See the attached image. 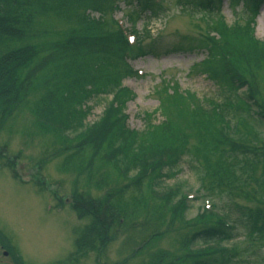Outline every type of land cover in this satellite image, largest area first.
Instances as JSON below:
<instances>
[{
	"label": "trees",
	"instance_id": "trees-1",
	"mask_svg": "<svg viewBox=\"0 0 264 264\" xmlns=\"http://www.w3.org/2000/svg\"><path fill=\"white\" fill-rule=\"evenodd\" d=\"M123 1L131 9L127 17L131 24L135 16L146 25L165 13L164 0ZM221 1L173 0L176 7L186 13L206 16L205 31L193 37L179 36L163 52H206L209 60L202 64L205 68L203 73L213 84L221 87L222 100H199L189 92L182 95L177 84L170 86V82H163L157 92L161 98L160 106L157 112L145 114L144 128L138 132L128 129L127 116L123 113L131 95L127 90L119 89L120 83L137 73L125 60L128 53L133 52L125 34L122 35L109 15L113 9L112 1L0 0V113L11 114L20 107L24 94H30L31 88L42 89L45 83L49 85L50 94L47 93L44 101L39 103L43 98L38 101L35 114L40 128L63 139H67L63 136L66 133L82 138L74 143L76 148H71L74 155L85 149L92 150V155L88 153L92 160L103 148L107 151L104 158L115 161L127 179H130L131 171H147L149 176H154L156 186H160L166 179L175 177L181 162L187 158V165L196 172L198 187L195 200L198 201L209 197L214 187L234 189L222 180L224 176H232V181H238L237 173L243 175L252 167L260 166L263 177L264 146L258 145L257 137L258 132L264 130V94L255 85L259 73L252 69L262 70L264 76V43L254 39L251 28L263 0H228L233 9L242 4L240 15L247 17L244 25H235L231 29L220 20ZM45 11L57 15L68 26L57 34L60 38L57 41L40 42L42 34H51L38 20V15ZM93 12L99 14L98 19L89 16L88 13ZM212 33L217 40L211 36ZM144 39H150L147 31L143 38H138V42ZM151 42L149 53L159 44L157 40ZM141 46L136 48L134 58L146 53ZM107 96H112V100L108 102ZM183 99L186 102L182 106L178 100ZM89 100L107 102L101 119L90 126L84 122L87 114L85 102ZM164 104H173L178 110L165 108ZM157 113L162 121L155 125ZM145 142L150 147L144 146ZM176 144L177 147H172ZM132 177L137 178L135 175ZM139 185L141 183L136 180L131 186ZM173 188H170L167 198H163L162 204V209L169 214L165 213L167 229L175 221H185V213L192 207L182 194L183 185ZM76 206H73L75 211L89 218V224L75 240L76 252L83 255L87 251L97 252L105 248L112 237L110 224L119 226L124 223L125 210L116 204V200L113 203L110 197ZM213 208L221 212L222 218L202 212L194 219L197 222L190 220L181 228L171 229L179 237L184 256L190 259L184 264H243V256L248 251H240L235 245L230 251L211 248L234 242L238 237V227L250 242L259 241L261 244L258 245H263H254L251 254H261L264 248V206L247 208L226 201L221 206L215 204ZM102 213L107 217L100 218ZM191 222L200 226L190 225ZM191 227L194 229L186 233ZM141 228L146 232L149 225L144 222ZM195 247L200 248L194 250ZM162 257L159 254L155 264L162 261ZM246 263L252 264L250 260ZM16 264L20 263L16 261Z\"/></svg>",
	"mask_w": 264,
	"mask_h": 264
},
{
	"label": "rangeland",
	"instance_id": "rangeland-1",
	"mask_svg": "<svg viewBox=\"0 0 264 264\" xmlns=\"http://www.w3.org/2000/svg\"><path fill=\"white\" fill-rule=\"evenodd\" d=\"M119 3L121 11L116 18L126 26L124 22L131 9L121 1ZM165 5L166 15L160 16L157 20L151 19L147 24L150 37L159 42L155 49L156 54L130 63L132 68L143 76L122 80L123 86L135 94V98L126 104L125 109L128 126L133 130L143 129L142 113L157 112L161 98L154 94V89L163 79L175 82L178 92L182 95L187 91L203 100L207 98L222 100L221 87L208 80L207 75L203 73L204 65L198 66L205 59V55L189 53L163 55V51L176 42L179 36L193 37L198 33H204L206 19L198 14L181 13L173 0L166 2ZM47 12L39 14L38 20L44 29L55 35L42 34L40 42L57 41L60 39L57 34L68 28L57 15ZM220 15L226 25L242 22L241 18L227 7L225 1ZM255 24L254 34L264 42V4L258 12ZM141 25L140 21L136 22L137 29H140ZM145 43L149 47L148 41ZM252 71L259 73L255 85L259 86L264 94L262 70ZM42 86L45 90L43 87L37 90L31 88L33 92L22 95L20 107L11 114L0 113V233L6 242L17 249L18 255L20 254L26 264H155L159 254L163 256V260L156 264H184L189 261L190 259L184 256L185 251L179 244L178 235L171 232V229L181 228L188 224L186 222L202 214L200 208L203 201L192 200V207L186 212V220L175 221L168 229L166 228L168 218L165 216V213H168L162 209L163 198H167L170 188L174 189L173 186L181 184L186 194L196 196L197 176L187 165L188 159H183L179 166L180 170L174 174L175 177L168 178L163 184L156 186L154 176H149L147 171L142 173L131 171L128 175L130 179H127V175L119 170L120 167L114 160L112 162L104 158L107 151L103 148L98 150V154L93 156L92 160L90 157L92 150L85 149L84 152L74 155L71 148H76L74 143L83 140L82 138L66 133L63 136L67 139H63L56 133L57 136L44 131L38 124L35 115L39 106L38 101L41 98L43 99L39 103L44 101L49 93V85L43 83ZM52 93L57 96L55 90ZM183 102L186 101L178 100L182 106ZM85 104L87 109L85 123L90 126L101 116L105 102L89 100ZM164 106L178 110L173 104ZM154 120L155 125H158L162 118L157 113ZM258 133V145L264 146V130ZM168 140L169 138L166 142ZM143 145L150 147L146 142ZM172 147H177V144ZM172 147L166 148L173 149ZM66 160L74 163L70 164L72 170L64 166ZM134 175L137 178L134 179L132 177ZM237 175L238 181H232V176L222 177V180L227 182L229 187L234 186V189L225 186L214 187L207 200L211 201L213 206L215 204L221 206V203L226 201L247 208L264 206V186H261L264 183V176L262 177L261 167L254 166L243 175L240 172ZM100 176L104 180L100 185H96V179ZM136 180L141 185L134 188L131 185ZM108 197L113 203L116 200V204L125 210L124 223H120L119 226L110 224L112 237L110 236L111 240L105 248L97 252L87 251L83 255H74L76 234L82 226L84 228L89 224V218L79 214L73 206L97 203ZM104 217L107 216L102 213L100 218ZM144 222L149 225L146 232L140 230ZM195 222H191L190 225L199 227L200 224H194ZM192 229L194 228H188L186 233ZM154 233L156 234L152 235ZM234 243L238 250L248 251L243 256V264H247V260L252 264H264V249L261 254H251L254 245L256 247L263 245H258L261 244L259 241L250 242L248 236L242 234L240 227ZM2 251L0 249V264H14L8 255L2 256Z\"/></svg>",
	"mask_w": 264,
	"mask_h": 264
}]
</instances>
